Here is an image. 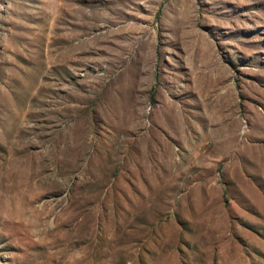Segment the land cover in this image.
I'll return each instance as SVG.
<instances>
[{
    "label": "rangeland",
    "instance_id": "1",
    "mask_svg": "<svg viewBox=\"0 0 264 264\" xmlns=\"http://www.w3.org/2000/svg\"><path fill=\"white\" fill-rule=\"evenodd\" d=\"M0 264H264V0H0Z\"/></svg>",
    "mask_w": 264,
    "mask_h": 264
}]
</instances>
